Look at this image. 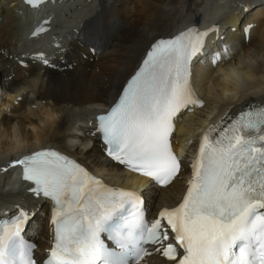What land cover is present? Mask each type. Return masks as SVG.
Listing matches in <instances>:
<instances>
[{
	"label": "snow or ice",
	"instance_id": "6c2138e0",
	"mask_svg": "<svg viewBox=\"0 0 264 264\" xmlns=\"http://www.w3.org/2000/svg\"><path fill=\"white\" fill-rule=\"evenodd\" d=\"M207 34L193 25L155 41L117 102L98 117L106 155L159 185L181 172L174 118L203 104L191 66ZM15 163L29 191L52 202L54 243L43 264H141L149 245L172 264H264V105L209 127L182 202L151 220L143 196L105 186L57 151ZM34 215L18 208L0 219V264H39L23 235Z\"/></svg>",
	"mask_w": 264,
	"mask_h": 264
},
{
	"label": "bare ground",
	"instance_id": "6f19581e",
	"mask_svg": "<svg viewBox=\"0 0 264 264\" xmlns=\"http://www.w3.org/2000/svg\"><path fill=\"white\" fill-rule=\"evenodd\" d=\"M74 1L56 0L55 16L67 10L57 28L72 29L67 36L55 38L54 45L66 48L53 55L48 38L25 40L28 20L43 9L26 11L18 0H0V93L4 94L0 99V215L13 204L34 212L27 228L32 234L37 227L41 230L35 239L38 247L45 246L48 238L43 217L47 201L34 196L30 185L16 187L9 162L21 153L54 146L76 155L114 184L143 188L140 195L154 216L159 208L178 203L188 162L168 186L149 188L147 178L124 171L103 154L89 126L90 117L115 99L155 37L185 30L195 17L206 28L221 16L217 29L207 34L199 55L203 62L196 67L203 104L191 105L177 124L178 117L174 118L176 145L194 146L199 127L217 114L264 101V0H83L88 6L72 12ZM238 1L227 11L230 3ZM49 44L54 46L53 41ZM33 46L47 52L42 57L50 63L44 64L42 57L29 59L28 49ZM213 52L220 56L216 63L211 62ZM163 263L158 254L141 262Z\"/></svg>",
	"mask_w": 264,
	"mask_h": 264
},
{
	"label": "rangeland",
	"instance_id": "374dc122",
	"mask_svg": "<svg viewBox=\"0 0 264 264\" xmlns=\"http://www.w3.org/2000/svg\"><path fill=\"white\" fill-rule=\"evenodd\" d=\"M240 2L238 1L236 4L235 3H230V5H229V8H228V10L227 11H229L230 9H232V7H234L235 5H238ZM227 11H225V13L224 14H227ZM249 14L250 15H252V12H249ZM246 20V19H245ZM228 57H229V55H228ZM22 93V92H21ZM20 96H22L23 97V95L21 94ZM30 96H32V94L30 93ZM1 105V104H0Z\"/></svg>",
	"mask_w": 264,
	"mask_h": 264
}]
</instances>
